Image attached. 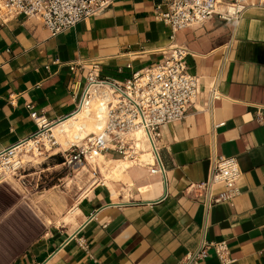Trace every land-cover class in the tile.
Masks as SVG:
<instances>
[{
	"label": "crops",
	"instance_id": "crops-1",
	"mask_svg": "<svg viewBox=\"0 0 264 264\" xmlns=\"http://www.w3.org/2000/svg\"><path fill=\"white\" fill-rule=\"evenodd\" d=\"M159 5L166 10L163 0H114L57 36L38 18L0 22V151L37 129L28 104L52 121L69 114L94 63L124 81L185 47L187 70L200 81L186 117L161 128L167 184L149 164L129 168L133 184L90 177L73 209L42 221L45 232L6 264H183L204 238L226 241L233 264H264V8L250 7L237 22L215 16L172 39L155 18ZM214 78L222 97L211 102ZM217 155L238 159L240 194L234 204L207 207L204 195L189 188L207 180ZM57 156L39 158L42 167L30 171L52 173ZM14 183L7 184L17 191ZM54 198L59 210L70 206L71 200ZM205 264L222 263L211 250Z\"/></svg>",
	"mask_w": 264,
	"mask_h": 264
},
{
	"label": "built area",
	"instance_id": "built-area-1",
	"mask_svg": "<svg viewBox=\"0 0 264 264\" xmlns=\"http://www.w3.org/2000/svg\"><path fill=\"white\" fill-rule=\"evenodd\" d=\"M113 1L0 0V22L6 23L19 15L38 18L52 36H57L81 21L100 14ZM163 2L166 10L157 6L155 18L170 28L172 39L178 31L203 25L215 16L224 21L237 22L250 7L264 8V0H232L224 3L223 11H218L222 4L220 0ZM188 54L187 48L176 46L158 65L136 71L124 81L103 75L99 64H92L88 67V75L75 108L57 120H49L28 104L27 109L37 129L28 137L0 151V185L8 183L12 177L28 186L27 177L31 175L29 167L32 161H25V154L45 159L60 155L63 158L62 164L71 171L81 172L90 166L94 175L98 174L100 168L91 162L101 154L116 153L125 160H137L141 152L135 137L138 132H141L156 154L157 164L150 165L151 173L162 175L167 184L166 168L158 147L162 137L161 128L184 119L200 95L199 78L187 70ZM75 65L83 68L81 64H73V70ZM73 95L76 96L75 89ZM209 97L211 102L222 97L217 78L211 82ZM80 111L95 114L100 124L99 130L83 137L77 135L64 145L61 142L62 133L55 126ZM223 125L225 122L215 127ZM241 176L242 169L236 157L217 155L212 158L207 180L193 184L189 189L201 192L207 207L221 202L234 204L240 194L238 182ZM218 186L223 189L215 193ZM211 250L222 264L235 262L226 241L211 242L204 238L197 250L186 255L183 264H205Z\"/></svg>",
	"mask_w": 264,
	"mask_h": 264
},
{
	"label": "rangeland",
	"instance_id": "rangeland-1",
	"mask_svg": "<svg viewBox=\"0 0 264 264\" xmlns=\"http://www.w3.org/2000/svg\"><path fill=\"white\" fill-rule=\"evenodd\" d=\"M57 157L54 163L59 166H56L52 173L35 174L30 171L31 175L27 177L28 189L23 190L19 187L18 178L8 182L14 183L16 180L13 186L17 191H14L7 183L0 185V264H6L9 258L23 251L28 241L35 240L45 232L42 221L51 218L55 222L68 214L76 204L79 188L90 179V173L93 172L90 166H87L84 171L73 172L62 165L63 159L60 155ZM39 158L43 160V157ZM24 160H31L32 166L42 167L35 163L39 160L37 158L26 159L24 156ZM38 171H40L39 168ZM101 174L98 171L95 175L96 179L102 176ZM92 183L93 180L90 184ZM55 194L64 199L67 198L68 201L71 200L70 206H67L64 211L59 210L54 204Z\"/></svg>",
	"mask_w": 264,
	"mask_h": 264
},
{
	"label": "bare ground",
	"instance_id": "bare-ground-1",
	"mask_svg": "<svg viewBox=\"0 0 264 264\" xmlns=\"http://www.w3.org/2000/svg\"><path fill=\"white\" fill-rule=\"evenodd\" d=\"M224 9V3L219 5L218 11H223ZM99 126L100 124L97 121V117L95 114L88 113L86 111H80L74 116L67 117L55 127L62 133L61 142L64 145H67L68 142L77 135L83 137L88 133L97 132L99 130ZM135 137L138 148L141 150V152L137 156L138 160L129 161L123 158H109L107 155L101 154L95 161L91 162L93 166L97 165L100 167L103 176L102 178L104 180H124L131 184L132 181L130 180V177L128 175L129 168L136 164L140 166H145L146 164H157L156 154L152 152L149 143H147L143 138L141 132L136 133ZM24 156L26 157V159H34L31 158L28 154H25ZM37 159H39V157ZM10 176L11 175H9L8 177ZM90 177L96 178L93 172L90 173ZM9 179L11 180L13 178L10 177Z\"/></svg>",
	"mask_w": 264,
	"mask_h": 264
},
{
	"label": "trees",
	"instance_id": "trees-1",
	"mask_svg": "<svg viewBox=\"0 0 264 264\" xmlns=\"http://www.w3.org/2000/svg\"><path fill=\"white\" fill-rule=\"evenodd\" d=\"M63 159V158H62ZM61 163V162H60ZM62 163H63V161H62Z\"/></svg>",
	"mask_w": 264,
	"mask_h": 264
}]
</instances>
